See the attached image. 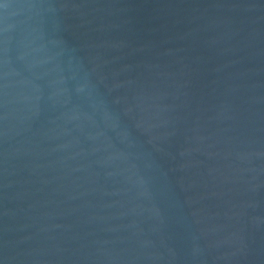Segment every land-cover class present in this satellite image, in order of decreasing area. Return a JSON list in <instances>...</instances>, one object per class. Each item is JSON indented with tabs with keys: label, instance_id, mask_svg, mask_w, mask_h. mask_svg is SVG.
<instances>
[{
	"label": "water",
	"instance_id": "obj_1",
	"mask_svg": "<svg viewBox=\"0 0 264 264\" xmlns=\"http://www.w3.org/2000/svg\"><path fill=\"white\" fill-rule=\"evenodd\" d=\"M0 264H264V0H0Z\"/></svg>",
	"mask_w": 264,
	"mask_h": 264
}]
</instances>
